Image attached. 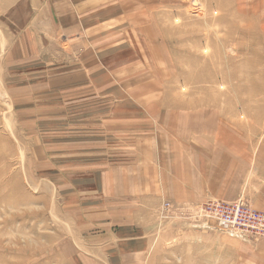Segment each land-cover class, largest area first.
<instances>
[{"label": "crops", "instance_id": "0c3cea01", "mask_svg": "<svg viewBox=\"0 0 264 264\" xmlns=\"http://www.w3.org/2000/svg\"><path fill=\"white\" fill-rule=\"evenodd\" d=\"M142 15L121 0H0L5 97L32 165L55 170L56 198L82 234L79 263L148 260L163 199L242 198L264 211L254 127L159 109L134 89V61L120 55L135 47L116 45L121 24Z\"/></svg>", "mask_w": 264, "mask_h": 264}, {"label": "rangeland", "instance_id": "374dc122", "mask_svg": "<svg viewBox=\"0 0 264 264\" xmlns=\"http://www.w3.org/2000/svg\"><path fill=\"white\" fill-rule=\"evenodd\" d=\"M121 2L143 12L141 21L121 24L116 45L135 47L120 55L134 61V89L152 91L159 109L217 113L254 127L264 165V0ZM2 72L0 50V264H84L76 256L82 234L56 198L55 170L32 165ZM179 204L161 201L152 253L141 264H264V237L251 242L220 231L195 219L200 202Z\"/></svg>", "mask_w": 264, "mask_h": 264}, {"label": "built area", "instance_id": "2783aa9c", "mask_svg": "<svg viewBox=\"0 0 264 264\" xmlns=\"http://www.w3.org/2000/svg\"><path fill=\"white\" fill-rule=\"evenodd\" d=\"M168 204L162 210L168 209ZM162 215L165 216L164 213ZM195 217L203 224H214L220 231L244 240L253 242L264 237V215L242 198L231 202L211 199L203 201L198 204Z\"/></svg>", "mask_w": 264, "mask_h": 264}, {"label": "bare ground", "instance_id": "6f19581e", "mask_svg": "<svg viewBox=\"0 0 264 264\" xmlns=\"http://www.w3.org/2000/svg\"><path fill=\"white\" fill-rule=\"evenodd\" d=\"M256 7H259V6H257V5H256ZM248 29H249V27H248ZM250 30H251V29H249V30H248V31H246V32H247L248 34H250V33H249V32H250ZM203 81H204V80H203Z\"/></svg>", "mask_w": 264, "mask_h": 264}]
</instances>
